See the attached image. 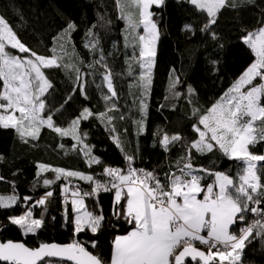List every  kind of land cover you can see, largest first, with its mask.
Masks as SVG:
<instances>
[{"label":"trees","instance_id":"obj_1","mask_svg":"<svg viewBox=\"0 0 264 264\" xmlns=\"http://www.w3.org/2000/svg\"><path fill=\"white\" fill-rule=\"evenodd\" d=\"M150 11L154 13L152 18L157 23L160 38L146 98L145 130L140 133L136 122L142 118L139 105L143 91L139 83L141 69L135 59H130L138 54L139 49L134 51L124 42L122 31L126 21L120 18L116 0H0V15L5 16L27 47L47 57L52 54V48L59 50V46L64 45L70 55L59 62L75 65L87 81L88 99H84L79 91L73 93L76 87L73 69H43L53 85L44 97L47 102L44 115L53 111L54 123L62 128H68L85 107L113 117L111 123L96 118L82 121L78 134L83 144H77L70 136L61 137L46 126L41 129L38 140L26 137L28 143H24L15 130L0 128V177L4 178L0 181V195L16 194L20 198L13 208L0 210V240L23 241L30 247H37L41 242L66 245L75 240L102 260H110L113 241L130 229V225L118 221L113 215L114 207H120L114 204V190H100L98 196L85 197L88 209L102 212L105 222L96 234L85 230L74 235L73 224L64 219L65 208L69 219L73 214L71 204L64 203L62 187L69 186L71 198L73 185H78L83 193L90 192L94 184L78 178H68L67 181L61 178L46 188L43 179L55 180L56 174L48 171L38 176V165L78 171L104 182L105 168L127 170V155L134 157L133 167L153 171L166 181V173L176 171L179 174L177 162L183 164L181 158L186 155L189 143L198 138L192 129L198 119L193 110L204 113L219 102L255 60L242 37L264 26V0H226V6L217 14L216 23L207 30H204L209 20L207 13L196 8L190 0H163L159 6L153 5ZM69 23L75 25L70 38L65 35ZM92 39L98 41L95 52L85 47ZM99 50L103 51L105 62L112 71L118 94L114 101L116 107L111 111L102 96V91L104 94L107 91L97 87L104 71L95 63ZM176 77H179V83L171 89ZM69 95L72 98L65 103ZM56 109L60 110L54 111ZM164 133L170 136L180 134L182 139L165 151L160 144ZM114 136L119 138L123 150L116 146ZM84 145L90 148L91 156L97 158L99 164L89 165L88 158L80 151ZM250 151L264 154V142L250 146ZM191 162L198 169L225 172L231 177H236L241 170L240 162L229 160L218 148L205 153L193 149ZM198 174L204 176L201 181L204 185L214 181V177L207 173ZM258 174L264 182V169ZM47 191L53 192L48 203L33 209L34 217L39 218L46 208L43 228L36 236H23L21 230L10 223L9 217L23 214L27 205L33 204ZM25 196L32 198L27 205L23 201ZM261 207L264 208V203ZM244 215L245 221L230 229L236 235L254 217L250 212ZM254 218L261 220L258 216ZM92 241L96 243L95 248L91 246ZM186 264L193 262L186 261ZM236 264H264V231L259 225L245 242Z\"/></svg>","mask_w":264,"mask_h":264},{"label":"snow or ice","instance_id":"obj_2","mask_svg":"<svg viewBox=\"0 0 264 264\" xmlns=\"http://www.w3.org/2000/svg\"><path fill=\"white\" fill-rule=\"evenodd\" d=\"M190 2L207 13L209 20L204 30L216 23L217 14L226 6V0ZM162 3L163 0H116L120 18L127 23L126 33L132 36L131 46L134 51L139 49L138 54L130 59H135L141 69L139 83L143 91L139 105L142 118L136 122L140 133L145 130L146 98L152 83L156 45L160 38L157 23L152 18L154 13L150 9L153 5L159 6ZM73 30L75 25L69 23L65 35L70 38ZM242 40L251 49L255 60L219 102L204 113L193 110L198 119L192 129L198 138L189 143L186 155L181 158L183 164L177 162L179 174L170 171L165 174L166 181H162L153 171L133 167L134 157L127 155V170L105 168L104 175L109 179L104 182L78 171L38 165V176L48 171L56 174L55 180L43 179L46 188L61 178L66 181L68 178H78L94 184L90 192L83 193L78 185H73L71 198L69 186L62 187L64 203L71 204L73 214L69 219L68 209L65 208L64 219L66 223L73 224L74 235L85 230L96 234L105 222L102 212L96 213L88 209L85 197L98 196L100 190H114V204L120 207H114L113 215L118 221L123 220L130 225V229L113 241L110 260H102L75 240L66 245L41 242L37 247H30L23 241L0 240V264H186V261L193 264H236L254 228L259 225L264 231V208L261 207L264 203V182L258 174L264 169V163H261L264 162V154L250 151V146L264 142V26L255 32H248ZM85 47L95 52L98 50V41L92 39ZM9 49L28 55L14 54ZM51 53L46 57L27 47L5 16L0 15V128L15 130L20 139L28 143L26 137H30L32 141L38 140L41 129L46 126L61 137L70 136L77 144H83L82 137L78 134L82 121L96 118L111 123L113 117L106 112L95 113L85 107L68 128H62L54 123L53 111L44 115L47 111L44 97L53 85L43 69H73L76 73L73 93L79 91L84 99H88L87 81L80 69L75 65L59 62L64 56L70 55L64 45H60L59 50L52 48ZM95 63L104 69L101 83L97 87L101 90L106 87L108 94L102 91V96L111 111L116 105L108 102L115 101L118 94L113 84L112 71L105 62L102 50H99ZM257 79L261 82L254 83ZM178 83L179 77H176L170 88L175 89ZM188 91L192 93L191 88ZM173 94L179 95L175 92ZM71 98L69 95L65 103ZM113 139L116 146L123 150L119 138L114 136ZM181 139L180 134L170 136L164 133L160 144L168 151L170 145ZM217 148L229 160L241 163V170L236 177L225 172L198 169L192 164L193 149L205 153ZM80 151L88 158L90 166L100 163L91 156L87 145ZM201 172L213 176L214 181L202 184L204 176L198 174ZM3 179L0 177V181ZM52 196L53 192L47 191L31 205H27V202L32 198L23 197L26 210L18 216H10V223L17 226L23 236H36L45 221L43 213L39 218L34 217L33 209L45 206ZM19 200L16 194L0 195V210L13 208ZM249 212L261 217V220L241 227L239 235L230 231L232 226L243 223L246 219L244 214ZM91 246L96 247L95 241L91 242Z\"/></svg>","mask_w":264,"mask_h":264},{"label":"rangeland","instance_id":"obj_3","mask_svg":"<svg viewBox=\"0 0 264 264\" xmlns=\"http://www.w3.org/2000/svg\"><path fill=\"white\" fill-rule=\"evenodd\" d=\"M191 3V2H190ZM119 9V8H118ZM119 12H120V9H119ZM126 29H127V23H126V26H125V28L123 29V31H122V35H123V38H124V42H125V44L127 45V46H129V47H132L131 46V40H132V36H130V35H128L127 33H126ZM140 31L142 32V28L140 29ZM134 35V34H133ZM126 36H127V39H126ZM28 54H26L25 56H27ZM261 81H259V79H257V81H255L254 83H260ZM106 91H107V89H106V87L104 88ZM108 94V93H107ZM109 104H112V103H114V101H109L108 102ZM48 203V201L46 202V204ZM42 213H43V218H44V215H45V211L43 210L42 211ZM41 213V214H42Z\"/></svg>","mask_w":264,"mask_h":264},{"label":"built area","instance_id":"obj_4","mask_svg":"<svg viewBox=\"0 0 264 264\" xmlns=\"http://www.w3.org/2000/svg\"><path fill=\"white\" fill-rule=\"evenodd\" d=\"M135 168H136V167H135ZM108 179H109V178L106 176L104 181H106V180H108ZM253 215H254V214H253ZM254 217H257V216L254 215ZM254 217L249 221V223H248L246 226H248V225L252 224L254 221H256ZM238 235H239V234H238Z\"/></svg>","mask_w":264,"mask_h":264}]
</instances>
